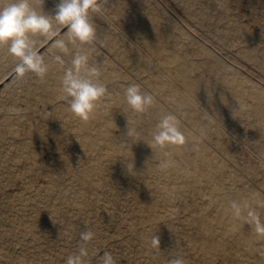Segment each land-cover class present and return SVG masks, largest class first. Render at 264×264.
<instances>
[{"label":"rangeland","instance_id":"obj_1","mask_svg":"<svg viewBox=\"0 0 264 264\" xmlns=\"http://www.w3.org/2000/svg\"><path fill=\"white\" fill-rule=\"evenodd\" d=\"M10 2L0 0V6ZM30 2L40 10L36 0ZM58 2L45 0V13L54 14ZM101 7L102 12L91 13L97 29L94 42L75 40L66 29L57 32L59 25L53 36L30 34V52L48 43L37 55L45 71L39 77L32 72L14 75L0 86V264H67L68 256L81 247L88 252L84 264H102L104 252H110L117 264H153L150 260L171 264L177 258L184 264H204L196 248L188 249V239L208 238V232L226 230L231 223L212 221L216 206L209 199L208 180L203 176L186 181L174 175L171 167H160L149 175L150 186L141 188L139 177L121 182V176L132 172L122 166L124 151L139 148L138 136L145 128L139 127L141 133L135 131V142L123 132L120 122L124 120L126 125L128 118L120 117L117 98L123 94L122 86L129 83L139 84L141 90L159 98L148 84L150 71L141 65L161 62L145 36L155 31L164 35L159 45L163 53H174L176 46L174 56L178 58L172 63H179L182 56L192 67L188 79H202L204 98L219 101L215 108L203 99L190 114L166 100V105L175 106L170 111L180 132L191 124L187 118L201 112L199 123L209 121L219 129L218 133L211 130V137L203 142L207 153L212 151L216 160L228 157L225 172H234L223 176L224 189L235 186L264 199V0H108L107 4L101 0ZM139 55L144 58L141 65ZM77 56L85 58L79 68L73 63ZM18 62L7 44L0 45V81ZM163 66L170 65L155 66L154 74ZM93 69L100 73L99 80L107 84L110 95L96 108L103 116L81 128L84 120L70 110L65 81L69 73L84 77ZM163 73L168 75L165 81L160 74L167 91L180 86V69L171 66ZM217 75L231 77L233 89L218 87ZM214 109L223 115L221 124ZM78 132L89 137L101 132L110 137L94 140L102 146L95 153L101 157L91 158L86 148L71 143ZM186 139L178 147L200 165L193 144L187 143L195 141ZM110 140L117 151L106 146ZM155 161L157 164L159 159ZM58 164L59 175H52ZM84 167L90 169L87 175L81 173ZM202 216L206 218L204 227L198 221ZM43 226L61 235L55 238L51 232L44 238ZM28 227L32 230H25ZM87 230L95 235L84 243L80 233ZM238 230L240 234L249 232V220H241ZM153 235L160 238L159 249L150 245L151 252L142 253L141 238L151 243ZM60 250L65 253L59 255ZM258 255L252 259L262 256ZM214 257L212 264H237L242 258L239 254L236 258L227 254Z\"/></svg>","mask_w":264,"mask_h":264},{"label":"bare ground","instance_id":"obj_2","mask_svg":"<svg viewBox=\"0 0 264 264\" xmlns=\"http://www.w3.org/2000/svg\"><path fill=\"white\" fill-rule=\"evenodd\" d=\"M145 37L149 47L152 46V52L155 53V55L158 59L161 60V62L153 63L152 61H148L147 63H143L144 58L142 57V55H139V61L141 60V63L139 64L141 65L143 63L141 67H143L145 70L150 71V79L148 80V84H150V88L152 90H155L153 91L155 95L159 96V98H163V100L160 101L159 98L155 97L154 104L150 108L146 109L143 113H136L129 108L125 101V89L131 83L122 86L123 94L119 95L117 101L119 103V107L122 108L120 109L119 113L120 117L122 118V120L123 118H128V123L126 125H124V120L122 122L119 121L120 123H123V132L128 133V130L131 129L134 133H141L139 129V127L141 126L145 128V132L140 136L136 135L139 137L140 140V145L137 150L131 152L124 151L125 157L122 158V166H126L125 161H133V167L131 169L132 172H130L127 176L123 175L120 177L121 182H123L124 179H127L129 180V182H132L135 177H139L142 180L141 188L147 186L148 184L150 186L151 183L148 180L149 175L152 173L153 168L158 169L160 167H171L174 172V175H179L180 177L186 179V181L190 179L197 180L201 176L205 177L208 180L209 199L216 206L214 211L215 215L212 221L219 223L230 222L231 226L226 230L217 231V229H215L212 232H208V238H203L204 240L208 239V242L204 241L202 238H189L187 243L188 249L196 248V251H199L198 253H200L204 257L202 258V263L204 260V264H212V259L214 256L225 254L229 255V257L234 258H236L238 254L241 255L242 258L237 260V264H264V236H258L255 233V226L250 222L251 214L253 212L257 213L259 211L260 212L257 214L260 216L261 220L264 221V199H259L257 197L254 198V196L247 194L246 191L242 189L235 188V186H229L228 189H224L227 184L224 183L223 176L227 175L226 172L230 173L229 176H232L231 174H234L232 170H228L225 172V168L228 167L227 163L229 158L226 157L216 160V156L213 155L212 151L208 150L207 153L206 148L203 144V142L206 143L207 140L211 137V130L213 133H218L219 129H217V127L214 128L216 124L213 125L209 121L203 120H201L202 123H199L200 121L198 122V120L202 118V113L197 112V116H190L189 118H187V120L191 121V124L186 125L184 131H181L183 133V137H187L186 140L195 141L187 143L193 144L196 154L200 156V165L197 163L196 158L189 157L186 152L183 153L177 144L173 143L161 146L157 145L152 139L153 134L158 131V122L160 121V119L165 115H171L173 117L171 111H173L176 105L183 107L185 111L192 114L195 113V110L198 109L200 104H202L203 99L209 105L215 106V108L219 106V101L214 100L211 96L204 98L205 93L203 92V90L205 88L203 86L202 79H198L193 82L188 79V74L190 71H192V67L188 66L187 62L182 56H180L179 63H172V60L178 58V56H174V54H178L176 46H174L172 50L174 53H163V49L159 45L162 40V37H165L164 35L161 37L158 32L155 31L149 33L148 36ZM162 64H169L170 66H163L164 69L160 70L156 69L158 71V75L154 74V67L160 66ZM171 66L175 69H180L181 74L183 75V79L181 83L178 84L180 86L171 89V91H167L166 87L162 83L161 75L164 74V71L168 72V69ZM217 77L218 78L216 85H218V87L222 86L225 89H233L234 81H232L233 79L231 77L227 78L226 76L221 75H217ZM163 78L166 81L168 79V75L164 74ZM141 91L147 93V91L145 90ZM166 100L173 101L175 103V106L173 108L169 107V105H166L165 103ZM214 111V113L218 117V122L220 124L224 122L225 120L220 109H214ZM184 115L186 114L184 113ZM102 116V112H97L95 110L87 121L81 122V128L85 125L89 126L90 123L95 122ZM143 117H145L146 121L142 120ZM210 121L213 122L215 120ZM176 124H179V122L176 121ZM75 135L76 138L73 139L71 143L76 146H81V148H86V150L89 151L88 155L91 158L101 157L100 154L95 153L97 150L101 149L102 146H99V142L96 143L94 140L100 138H110L104 136L101 132H97L96 134H93L90 137L86 132H78V134ZM214 144L216 145V143ZM112 145L113 142L110 140L107 142L106 146L110 147L111 151H117ZM121 151L123 150L121 149ZM225 152H227L226 154H228L227 148L225 149ZM208 154L210 155V157L208 156ZM154 158L159 159V161H157V164L156 161L152 162ZM89 167L91 168L92 166L89 165ZM127 170L128 168L125 171L127 172ZM163 170L164 169H162V171ZM60 171L61 170L58 164V166L55 167V171L52 173V175H59ZM89 171L90 169H86L84 167L81 173L84 175ZM116 172L122 173L120 172V170H117ZM156 187L160 190L163 188L158 184H156ZM166 194L168 197H170L168 192H166ZM92 200L93 199L90 200V205L92 204ZM149 204L151 208L155 206L153 200ZM74 205L77 211L81 209L77 200ZM241 220H249V232L246 231L240 234L238 228ZM198 221L199 226L204 227V223H206V218L203 216L199 217ZM61 225H63V227H68V224L66 222H61ZM27 229L28 231L32 230L31 227H28L25 230ZM41 231L43 232L42 235L44 238H48L47 234L51 232H53V237L55 238L61 235V233H58V231L55 232L52 230H47L44 226L41 228ZM31 236V238H37L34 235ZM233 236L235 237L231 238ZM144 238L146 237L141 238V243L145 245V247L141 251H143L142 253H149L151 252V243L149 241H145ZM232 241L236 243L234 245H229V243ZM194 251L193 253H195ZM257 252H259V255L261 254L262 256L260 255L261 257L258 258V255V259H252V257L255 256ZM58 253L59 255H62L65 252L60 250ZM152 254H154L153 256H156V258L157 256H159L154 252ZM200 254L198 255L200 256ZM239 257L240 256H238V258ZM149 262L153 264L158 263L157 260H150ZM39 264L45 263L43 262Z\"/></svg>","mask_w":264,"mask_h":264},{"label":"clouds","instance_id":"obj_3","mask_svg":"<svg viewBox=\"0 0 264 264\" xmlns=\"http://www.w3.org/2000/svg\"><path fill=\"white\" fill-rule=\"evenodd\" d=\"M44 2L45 0H36L39 11L33 7L30 0H12L0 6V45L7 44L9 52L19 58L13 73L15 76L23 77L25 73L32 72L39 77L45 71L42 61L37 59L36 54L29 51L27 37L30 34L53 36L57 34L56 28L59 25L62 26L59 29L60 32L66 29L73 39L82 43L94 42L97 38V29L91 13L102 12L101 0H59L55 5L54 14L45 13ZM102 2L107 4L108 0H102ZM73 63L79 68L85 63V58L77 56ZM92 76L98 79L94 81ZM99 76L100 73L93 69L84 77L73 76L71 73L66 77L65 91L70 101V110L81 120L87 121L99 102L110 95L107 84L99 80ZM125 101L132 111L143 113L154 104L155 97L150 93L142 92L140 85L133 83L125 89ZM128 135L134 142L138 139L131 129L128 130ZM152 139L161 146L173 143L179 145L182 142L183 133L177 127L175 119L171 115H165L158 122V131L154 133ZM125 164L131 171L133 161H125ZM250 222L255 226V233L258 236H264V221L257 213L251 214ZM94 235L92 231L87 230L80 233V239L87 243L94 238ZM151 245L153 249H159V236L153 235ZM87 255V249L81 247L78 253L68 256L67 264H84V258ZM102 264H117V261L110 252H104ZM171 264H184V260L177 258L172 260Z\"/></svg>","mask_w":264,"mask_h":264},{"label":"water","instance_id":"obj_4","mask_svg":"<svg viewBox=\"0 0 264 264\" xmlns=\"http://www.w3.org/2000/svg\"><path fill=\"white\" fill-rule=\"evenodd\" d=\"M65 29H62L61 32L58 30L57 32H60L62 33ZM59 33V34H60ZM48 45V43L44 42L42 43L41 45H39L32 53L36 54V56ZM16 68V67H15ZM15 68L9 73L7 74L1 81H0V86L5 83L6 81H8L9 79H11L14 75V71H15Z\"/></svg>","mask_w":264,"mask_h":264}]
</instances>
